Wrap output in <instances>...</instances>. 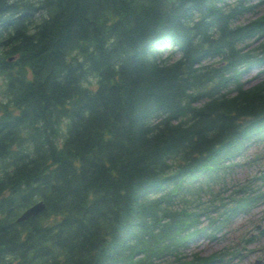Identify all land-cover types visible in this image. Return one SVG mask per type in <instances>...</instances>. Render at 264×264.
<instances>
[{"label":"trees","instance_id":"16d2710c","mask_svg":"<svg viewBox=\"0 0 264 264\" xmlns=\"http://www.w3.org/2000/svg\"><path fill=\"white\" fill-rule=\"evenodd\" d=\"M261 4L0 0V264L236 256L183 251L264 198L222 192L264 139Z\"/></svg>","mask_w":264,"mask_h":264},{"label":"rangeland","instance_id":"374dc122","mask_svg":"<svg viewBox=\"0 0 264 264\" xmlns=\"http://www.w3.org/2000/svg\"><path fill=\"white\" fill-rule=\"evenodd\" d=\"M255 13H244L241 15L238 19L234 21V23H239V22H245L250 19H253L254 17L260 15L261 13L264 12V4H261L260 6H257L255 9ZM259 70L257 68H254V70L250 73V76H252L253 80L247 81L248 85L256 83L260 77L257 76V72ZM247 76V77H250ZM257 76V77H256ZM4 80L2 76L0 75V101L4 98L2 89H3V83ZM254 143L252 146L249 147L247 152L245 153L244 160L241 161L243 162L239 167L233 170L232 173L229 174L228 179H227V185L225 188L222 189L223 196H234L236 195H241L242 194V184L244 183H249L250 187L252 188H258L261 186L262 190H264V142L260 145H256ZM240 192H237L239 190ZM219 198V197H218ZM264 202L260 206L253 207L249 211L245 213L239 214L235 219L234 223L232 224L233 231L239 232L240 228V233H234L235 238H241L243 240L242 246L246 245L247 248L244 249L246 256L243 258H239L236 261V264H258L255 263V259L259 258L261 261L260 264L264 263V234L260 235L258 233L257 237H255L253 240L250 242H247L246 238L250 237L248 233H246L249 229L256 228V226L252 227L253 225H250L251 223L257 222L259 225V221H262L264 218ZM248 226H250L248 228ZM254 233H257L255 230H253ZM233 237L231 232H228L227 234L224 235L226 239H223V243L227 244L229 240L231 239L230 237ZM222 241H217V242H211L207 240L204 237H200L197 241L196 244L194 245V248H191L186 251L187 256H191L192 252L194 250L200 251L204 254H209L216 250L217 248L223 246V243L220 244ZM261 244V245H260ZM259 246V247H258ZM257 247V248H256ZM253 250V251H249ZM257 249H259L257 251ZM256 253V254H255Z\"/></svg>","mask_w":264,"mask_h":264},{"label":"water","instance_id":"95a60500","mask_svg":"<svg viewBox=\"0 0 264 264\" xmlns=\"http://www.w3.org/2000/svg\"><path fill=\"white\" fill-rule=\"evenodd\" d=\"M44 207H45L44 201H38L32 204L22 212V214L18 217V221L25 220L39 214L44 209Z\"/></svg>","mask_w":264,"mask_h":264}]
</instances>
